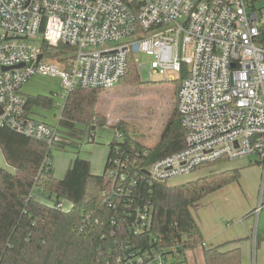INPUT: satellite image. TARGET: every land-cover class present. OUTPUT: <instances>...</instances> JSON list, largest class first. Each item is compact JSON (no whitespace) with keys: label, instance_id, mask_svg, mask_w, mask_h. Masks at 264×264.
Here are the masks:
<instances>
[{"label":"built area","instance_id":"built-area-1","mask_svg":"<svg viewBox=\"0 0 264 264\" xmlns=\"http://www.w3.org/2000/svg\"><path fill=\"white\" fill-rule=\"evenodd\" d=\"M44 44L73 52L53 59ZM138 54L152 57L149 66L136 58L150 79L168 75L167 81H176L171 74L179 78L188 69L177 94L186 147L154 162L143 176L150 184L171 183L207 163L259 165L260 201L251 212L256 251L264 210V0H0V128L54 153L63 131L27 113L23 87L42 75L60 79L65 100L77 89L105 91L121 83L129 57ZM122 138L116 132L115 139ZM121 150L108 171L116 196L137 185ZM54 205L65 209V201ZM151 213L150 203L135 209V234L149 228ZM117 261L166 264L157 253Z\"/></svg>","mask_w":264,"mask_h":264},{"label":"trees","instance_id":"trees-1","mask_svg":"<svg viewBox=\"0 0 264 264\" xmlns=\"http://www.w3.org/2000/svg\"><path fill=\"white\" fill-rule=\"evenodd\" d=\"M43 47L53 59L60 60L73 52L63 45ZM186 77L185 67L175 81L173 110L156 144L139 142L132 136L128 122L119 121L113 126L123 138L111 141L102 175L94 174L90 162L77 157L64 178L57 179L52 165L54 155L44 143L0 128V147L14 169V172L0 171V264H120L117 261L120 256L153 253L161 254L167 262L170 255L183 259L188 250L203 246L204 237L193 208L209 195L239 182L241 169L219 171L224 161L207 163L197 171L210 170L208 175L180 184H150L143 176L154 162L186 147L177 108L178 90ZM140 80L136 56L131 55L121 83ZM102 91L77 89L69 94L63 109L67 137L74 138L75 124L81 123L91 127L89 142H94L93 130L98 120L91 117L92 109ZM54 105L53 97L28 96L27 113L38 115V110L51 111ZM64 144L58 149L69 146L80 153L81 146L63 140ZM119 148L128 156L129 178L137 180L126 196L111 193L108 177L111 160L118 157ZM144 150L148 155H143ZM43 193L55 197L56 203L68 202L70 208L58 209L42 202L38 195ZM146 203L152 206L150 226L135 234L133 213ZM203 254L205 264H244L239 248L229 251L222 247L204 248Z\"/></svg>","mask_w":264,"mask_h":264},{"label":"rangeland","instance_id":"rangeland-1","mask_svg":"<svg viewBox=\"0 0 264 264\" xmlns=\"http://www.w3.org/2000/svg\"><path fill=\"white\" fill-rule=\"evenodd\" d=\"M136 58L139 64L144 66H149L152 61V57L144 54H138ZM171 75L174 79H178V74L172 73ZM167 79L168 75L154 76L150 79L147 70L143 69L141 71V80L138 83L123 81V83L100 93L98 101L92 109L91 116L94 120H98L96 129L93 130L96 132L94 142H89L91 127L80 128L79 132L83 131V133H79L77 136L79 137L78 145H81V157L89 160L93 156H96L100 160V166L94 167V174L102 175L104 172L105 157L106 155L108 156L110 151L109 144L116 135L113 126L117 122L125 121L130 123L132 136L145 145L152 146L159 141L173 110V96L177 85L175 81H167ZM22 93L27 97L46 96L54 98L55 105L53 110L37 111L38 116L36 118L40 119L39 121L55 125L61 118L65 103V99L63 98L65 93L58 77L36 75L23 87ZM100 124L104 126H100ZM64 136V141H69V137L65 134ZM57 150L59 149L54 151L55 155L52 163L55 165L56 176L60 179V175L66 174L65 169L68 167L70 160L76 157L77 149L68 146L64 150ZM248 163V160H242L225 163L226 165L218 167L220 168L219 171L238 167L242 170L241 178L239 182L230 184L219 190V192L211 194L208 199L203 201L202 207L200 206L198 209L197 207L193 208L195 218L200 217L203 219L212 211L217 216L218 214L219 216L226 215L229 218L228 221L232 220L234 224L237 219L235 215L244 213L245 209H250L252 205L253 207L254 205L258 206L263 171L259 165H250L248 167ZM217 170H212L211 172ZM209 172L210 170H199L187 177L175 179L171 184L196 180L208 175ZM38 196L42 202L49 205H54L57 202L56 198H50L48 193L39 194ZM215 197L218 198L214 204L213 198ZM65 208H70V204L66 201ZM233 212H235V215ZM242 217L246 216L243 215ZM242 217L240 216V218ZM237 221L240 220L237 219ZM246 223L249 226H254L255 218H252V220L248 218ZM259 228L261 230L260 235L264 236V212L259 217ZM242 243L250 245L249 240H244ZM263 255L264 251L263 254L262 252L259 253V259ZM166 264H205L202 248L198 247L194 250H188L186 257L183 259H177L173 255H170Z\"/></svg>","mask_w":264,"mask_h":264},{"label":"crops","instance_id":"crops-1","mask_svg":"<svg viewBox=\"0 0 264 264\" xmlns=\"http://www.w3.org/2000/svg\"><path fill=\"white\" fill-rule=\"evenodd\" d=\"M65 103H66V100H65ZM65 103H64V107H65ZM30 115L32 117H34L36 120H38V118H36L38 115H35V114H30ZM62 119H63V112H62V116L58 120V122H56V124L52 125V126L60 127L61 130L63 131V134L64 133H68V130L63 127L64 126L63 125L64 119L63 120ZM46 124H50V123L46 122ZM82 127H87V126L85 124L76 123L75 124V130L73 132L74 138H72V139L69 138L71 140L68 139L72 144H75V146H81V145H78L79 137H77V136H78L79 133H83V131L79 132L80 128L83 129ZM94 136L96 137V132H94ZM69 141H67V142H69ZM63 146H65V144ZM60 150H64V149H60ZM57 151H59V150H57ZM80 154H81V152L77 153L76 157L74 159L70 160V162L68 164V167H66V169H65L66 172L69 169V167L71 166L72 162L77 157H80V158H82L84 160L89 161L90 164H91L92 172H95L94 171V167L96 168L97 166H100L99 165L100 160L97 159L96 156H93V158H90L88 160L87 158L85 159L84 157H81ZM53 155H55V152L53 153ZM108 156H109V154H108ZM108 156L106 155V157H105L106 158L105 166H106V162H107ZM52 165H53L55 177L58 179V177L56 176L57 173H56V169H55L54 163H52ZM248 165H249L248 167H250L249 163H248ZM251 166H253V165H251ZM2 169H7L9 171H13L14 172V169L8 165V163L6 161V158H5L4 154H3V151H2V149L0 147V171ZM65 170H64V172H65ZM104 170H105V168H104ZM262 175H263V172H262ZM262 175H261V185H262V178H263ZM60 176L61 177H59V178L63 179L65 175H60ZM210 196L211 195H209L208 197H210ZM208 197H206L205 199H203L200 202H198L195 205L194 208L197 207V209H198L202 205L203 201L208 199ZM217 198L216 197L213 198V201H214L213 203L214 204H215ZM256 206L254 205V207H253V205H252L250 207V209H247V210L245 209V212L244 213L242 212L240 215L239 214L235 215V212H233L234 215L237 216V219L240 220V221H237V219H236V222L234 224L232 223V220L228 221L229 218L226 215L219 216V214H218V216H217L212 211L209 213L208 216H205L203 219L200 218V217L196 218V220H197V222H198V224H199V226L201 228L203 237H204V244H203V246H201L202 251L204 250V248L208 249V248H214V247H222L223 250H225V251H229V250H232V249H235V248H239L241 250V255H243L242 261H243L244 264H255V263L256 264H264V255L261 257V259H259V253L262 252V254H263V251H264V243H263L264 236L260 235L261 234L260 233L261 230H260V228L258 226V243H257L256 251H255L253 240H252V236H253V233H254V230H255V224H254V226H251V225L249 226L246 223L248 218H250V220H252L253 216H251V212L253 210H255ZM263 212H264V210L262 211V213ZM262 213H261V215H262ZM220 214H222V213H220ZM210 215H212V216H210ZM243 215L246 216V217H242ZM261 215H260V217H261ZM240 216L242 218H240ZM226 222H227V224H226ZM244 240H249L250 245H248V243L247 244H243L242 242Z\"/></svg>","mask_w":264,"mask_h":264},{"label":"water","instance_id":"water-1","mask_svg":"<svg viewBox=\"0 0 264 264\" xmlns=\"http://www.w3.org/2000/svg\"><path fill=\"white\" fill-rule=\"evenodd\" d=\"M6 70H9V69H6Z\"/></svg>","mask_w":264,"mask_h":264}]
</instances>
